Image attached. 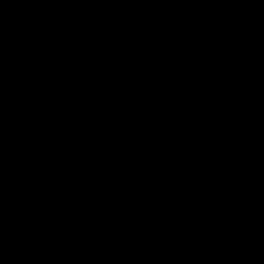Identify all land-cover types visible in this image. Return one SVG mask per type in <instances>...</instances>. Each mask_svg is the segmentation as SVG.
I'll list each match as a JSON object with an SVG mask.
<instances>
[{
  "label": "water",
  "instance_id": "obj_1",
  "mask_svg": "<svg viewBox=\"0 0 264 264\" xmlns=\"http://www.w3.org/2000/svg\"><path fill=\"white\" fill-rule=\"evenodd\" d=\"M0 264H264V0H0Z\"/></svg>",
  "mask_w": 264,
  "mask_h": 264
}]
</instances>
